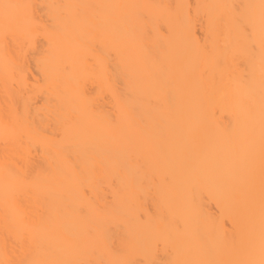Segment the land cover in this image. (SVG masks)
<instances>
[{
    "label": "bare ground",
    "instance_id": "obj_1",
    "mask_svg": "<svg viewBox=\"0 0 264 264\" xmlns=\"http://www.w3.org/2000/svg\"><path fill=\"white\" fill-rule=\"evenodd\" d=\"M0 264H264V0H0Z\"/></svg>",
    "mask_w": 264,
    "mask_h": 264
}]
</instances>
